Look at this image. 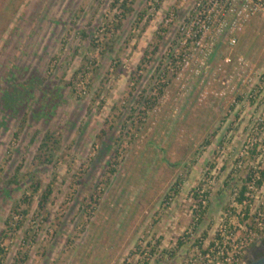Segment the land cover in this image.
I'll use <instances>...</instances> for the list:
<instances>
[{"label": "rangeland", "instance_id": "1", "mask_svg": "<svg viewBox=\"0 0 264 264\" xmlns=\"http://www.w3.org/2000/svg\"><path fill=\"white\" fill-rule=\"evenodd\" d=\"M196 1L135 0L118 28L115 0H0V264H92L97 244L112 248L110 264L134 261L139 248L158 253L150 264H182L194 241L210 239L260 159L240 152L264 142L251 134L264 89L257 107L240 96L234 105L232 65L243 56L254 66L251 93L264 87V64L236 53L243 33L233 48L230 36L199 48L192 33L185 43ZM253 20L263 50L264 14ZM42 144L59 146L52 163L33 161ZM7 188L18 190L9 198ZM202 191L207 214L197 224ZM25 196H34L29 213L12 214ZM82 241L93 248L76 251Z\"/></svg>", "mask_w": 264, "mask_h": 264}, {"label": "built area", "instance_id": "2", "mask_svg": "<svg viewBox=\"0 0 264 264\" xmlns=\"http://www.w3.org/2000/svg\"><path fill=\"white\" fill-rule=\"evenodd\" d=\"M264 14V0H197L192 15L182 26L185 43L194 39L199 48H205L203 41L209 37L210 46L220 37L230 36V45L235 47L238 44L239 35L245 30L248 23L257 15ZM213 34V37L210 36ZM229 34V35H228ZM212 41V44H211ZM206 50V49H205ZM203 51V50H202ZM207 54H212L208 49ZM227 63H233V59H225ZM205 65V63H202ZM253 65L245 57L240 56L232 65L234 83L232 90L236 92L234 105L237 96L243 97L254 106L262 104L263 86L258 90L247 92L246 86L249 82L247 72H253ZM246 100V101H247ZM262 116L254 123L251 134L264 137V108ZM261 142V141H260ZM264 142L248 140L240 152L239 160L260 155L255 165H251L252 173L248 174L241 189H235L229 208H227L221 219L211 233L210 239L194 241L191 251L187 254L182 264H244L250 247L264 235V184L262 171H264ZM243 162H240V168ZM202 191L200 198L205 208L207 196ZM242 198V200H240ZM199 216H195V223ZM158 255L152 253L151 249L143 253L135 251L134 261L128 259L125 264H145L146 260Z\"/></svg>", "mask_w": 264, "mask_h": 264}, {"label": "trees", "instance_id": "3", "mask_svg": "<svg viewBox=\"0 0 264 264\" xmlns=\"http://www.w3.org/2000/svg\"><path fill=\"white\" fill-rule=\"evenodd\" d=\"M134 3H135V0H115V2L111 6V9L112 10L118 9V12H119V14H116V17L118 18V20H117L118 26H116V27L119 28L121 25H123V22L125 20H127V18L130 16V14L132 13V11L134 9L133 8ZM83 33H84V36L86 37L87 36L86 35V32H83ZM93 44H95V43H92V45ZM10 84L12 86L13 82L10 83ZM16 84L14 85L15 88H17L16 87ZM18 87H20V88L23 87L24 91L27 93V96L31 99L30 101L35 100V97L33 95V93L35 92V88L33 86H30L32 90L28 87V85H26V83L23 84V86H18ZM161 93H162V90H160V94ZM155 99H156V97H155ZM26 100H27L26 97L25 98L23 97V100L19 102L20 103V106L23 104L22 102L23 101H26ZM146 100H147V104L148 105L149 104H152L151 101H150V99H146ZM154 103H155V101H154ZM36 104L37 105L38 104H42V106H43L44 101L42 103L40 101H36ZM24 106L26 107L27 106V103ZM50 115H51V113H50ZM20 122H21V125H20L19 132H23V130L25 129V125L27 124V115H25V114L22 115V118H21ZM103 132H104V134L106 133V131H103ZM52 136L53 135L48 132L47 135H46V137H45V140L44 141L45 142L49 141L50 139L53 138ZM98 137L99 138H102V135H99ZM55 143H59V141H55ZM58 149H59V146H54V145H51L50 146L48 144H42V146L39 147V149H38L39 152L35 155L33 161L34 162H37V164H39V163L40 164H43L45 162L52 163L53 162V157L55 155V152ZM27 162H28V159L27 158H24L23 161L18 166V168L16 169V174L13 175L12 178H9L8 184L10 186L13 187V185H15V186H17L19 188V186L22 183V180H21L22 178L20 176V173H21V170L23 169V167L26 165ZM114 172H115L114 170L110 171V173H114ZM36 174H37V172L36 173H34V172L33 173H29V176L30 177H33V176L35 177ZM262 175L264 177V171H262ZM34 184L35 183L32 182V184H31L30 187H32L33 192L36 193L37 190H38V188H39V186H40L39 185L40 182H37V184H35V185ZM15 190H18V189H16V188L8 189L7 188L5 190V193H6L7 197L12 198V194L14 193ZM50 194H51V191L49 190L46 194L42 195V198H41V200L39 202L40 206L44 207L46 205V203H47V201L49 199ZM195 196H196L195 199H196V203H197L196 204V208H195V216H199V221L197 222V224H198V223H201L203 221V218L207 214V207H205V208L203 207V205H202V199L200 198V194H196ZM32 197H34V196H32ZM32 197L29 198V197H26L25 196L23 199H21V200L19 199L18 201H16V204L14 205L15 208L13 209L14 210V213H12V214H17V213H20V212H23L24 214L29 213L28 209H24L23 208V205L24 204H27V203L29 204L30 201L32 200ZM240 200H242V198ZM10 222H11V220L9 218L7 220V222H6V225L7 226L10 225ZM158 246L159 245L154 244L153 251H156L159 248ZM141 250H145V249L139 248V251H141ZM145 264H150L149 260H146Z\"/></svg>", "mask_w": 264, "mask_h": 264}, {"label": "crops", "instance_id": "4", "mask_svg": "<svg viewBox=\"0 0 264 264\" xmlns=\"http://www.w3.org/2000/svg\"><path fill=\"white\" fill-rule=\"evenodd\" d=\"M259 23L260 22L258 20H253L247 25L244 32H242L243 34L241 33L242 34L241 38L243 40L240 41L239 49L237 50L236 53L247 56V58L248 57L249 58L250 57L258 58L259 60L258 59L257 60L262 62V64H264V48H263V50L262 49L259 50L258 49L259 46L256 45L257 40L256 41L252 40V38L255 37L256 29H261V31H263V29L260 27L262 24H259ZM200 234H205V231L203 230ZM83 243H84L83 241L76 243L77 248L75 250L76 251L77 250L79 251V249H80V251L86 250L85 249L87 247L86 245L91 246V248H93L92 244L87 243V242L84 244ZM97 245H95L96 250L91 249L92 253H90V255L92 256V264H110L111 262H113L114 259H112V258H114V257H109V254H110V251H112V248L105 246V247H103L104 248L103 251L100 252L97 250L99 248V246L97 248ZM88 249H90V248H88ZM98 252H100V253H98ZM110 255H112V253Z\"/></svg>", "mask_w": 264, "mask_h": 264}, {"label": "flooded vegetation", "instance_id": "5", "mask_svg": "<svg viewBox=\"0 0 264 264\" xmlns=\"http://www.w3.org/2000/svg\"><path fill=\"white\" fill-rule=\"evenodd\" d=\"M262 256H264V235L250 247L245 263L257 260Z\"/></svg>", "mask_w": 264, "mask_h": 264}, {"label": "water", "instance_id": "6", "mask_svg": "<svg viewBox=\"0 0 264 264\" xmlns=\"http://www.w3.org/2000/svg\"><path fill=\"white\" fill-rule=\"evenodd\" d=\"M244 264H264V256H262L261 258L254 260L252 262L249 263H244Z\"/></svg>", "mask_w": 264, "mask_h": 264}]
</instances>
